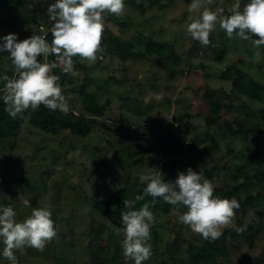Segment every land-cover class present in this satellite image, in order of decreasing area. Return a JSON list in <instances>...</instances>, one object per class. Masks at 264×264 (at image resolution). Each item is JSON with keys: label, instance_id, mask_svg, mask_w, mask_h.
I'll return each instance as SVG.
<instances>
[{"label": "rangeland", "instance_id": "obj_1", "mask_svg": "<svg viewBox=\"0 0 264 264\" xmlns=\"http://www.w3.org/2000/svg\"><path fill=\"white\" fill-rule=\"evenodd\" d=\"M133 2L142 6L144 13L130 7L129 0H125V9L119 16L104 14V30H109L130 42L134 51L140 49V42L158 41L173 44L179 58L176 68L182 71L174 73L170 77L168 72L157 64L155 67L153 63L150 64V60L144 61L135 57H127L122 60L115 55L104 56L98 53L94 62L78 58L80 63L88 67L86 74L89 81L86 90L95 92L99 103L110 98V109L113 112L108 114L109 117H104L107 119V125L114 128L120 116H125L129 124L143 125L148 122V118L168 123L173 120L174 116L184 113L192 117L191 122L195 131L202 132L205 129L204 121L208 111V106L205 105L203 99L205 91L206 89H220L230 94L232 100L231 109L222 108L220 121L230 122L235 117L243 119L248 114L251 124H258L262 133L260 140L263 143L264 111L260 110V104L243 96L234 95L231 92V83L222 80L219 72L228 65H238L248 76L264 85V45L258 48L254 47L251 39L245 40L235 35L229 39L217 25L210 35V40L227 45L224 59L221 62H212L203 57L188 58L186 52L190 46V41L186 34V25L189 22V16L198 15V11L189 13L186 4L179 0H133ZM233 2L234 0H213L210 8L219 7L226 10ZM43 3L44 0H28L29 7H33L39 13L42 12ZM161 4H167V7L161 10L158 7ZM5 14V7L0 4V36L10 33L8 24L5 22ZM40 19L43 22L40 31L46 30L48 24L45 17L41 15ZM119 21L126 22L125 26H121ZM18 30L19 27H16L13 33L18 35V39H23L26 36L24 35L25 32ZM161 57L165 58L164 56ZM187 60L194 67H189L186 63ZM8 61L7 53L0 54V73L9 68ZM202 66H205V69H202ZM74 68L76 69L75 74H66L59 67L57 70L65 78L61 87L63 94L65 93L69 109L75 108L74 111L78 112L80 100L77 96L66 94L67 90L77 87L83 77L80 68L77 66ZM105 78L110 85H107L104 80L103 84L100 83L99 79ZM106 85L107 87H105ZM125 103L132 109L125 108ZM142 112L148 114L147 119L140 115ZM213 128L215 126L209 131L214 138L220 141L221 151L226 155L221 159V166L229 162L238 163L240 160L235 155L236 152L243 150L248 153L250 150L248 143L232 141L229 144L233 148V153L228 154L224 140L213 131ZM32 130L28 128L26 120L16 138L0 140V204H11L18 214L17 219H23L29 215L33 207L45 206L50 208L51 219L56 228V236L46 243L43 250L31 247L14 250L18 264H71L73 262L75 264H89L88 238L83 233L87 234L90 228L99 231L98 229H101L99 228L100 224H106V222L98 215L89 216L90 206L86 199L97 200L111 194L113 190L107 185L106 182L108 181L114 184L115 189L123 188L122 179L137 173L139 167L132 166L128 162L123 144L126 140L120 143L115 137L100 136L96 138L95 143H82L68 131L50 135L48 133H35L34 128ZM36 131L40 132L39 130ZM119 131L126 136L131 134L124 128ZM96 135L94 133L91 136L95 137ZM180 135L185 148H189L192 144L189 141L191 135L185 140L182 138L183 135ZM248 138L250 139V137ZM250 140L253 142V139ZM103 144H107L105 151L102 149ZM201 148L203 150V147ZM88 151H95V155L87 156L86 152ZM114 152L117 154L114 155ZM208 154L209 150H204L203 156H201L203 160ZM123 156L124 158H122ZM154 157L160 159L158 169L155 171L160 173L164 156L151 153L146 156L145 160L148 161ZM167 159L169 158L167 157ZM197 159L198 157L193 156L191 164L194 165L198 161ZM102 160L107 164H103ZM126 162H128L127 166ZM143 168H147L146 162L144 167L140 169L143 170ZM206 171L209 176L215 173L214 168L210 167L206 168ZM218 173L221 179L230 181L229 176L225 174L226 172ZM101 175L108 181L102 182L100 180ZM80 178H82L81 181ZM201 179L203 180V177ZM215 187H217L216 184L213 185V188ZM216 196L237 198L236 193L231 192L230 187H226L223 192L219 191ZM25 200L28 201L27 206L24 204ZM160 200L162 199L153 200V207L157 210L156 214L153 213L154 220H161L166 224L168 235L166 234L159 241L158 251H152V255L145 261V264H190L198 262L202 256L198 246L187 251L181 262H171L167 255H161L164 251L163 242L172 239V225L177 223V217L183 211L175 208L165 213ZM70 217L71 221L64 220ZM233 222L234 219L228 226ZM60 231L66 234L63 239H61ZM72 239L76 244L73 249L67 246L70 245ZM240 245L238 250L233 247L229 250V258L232 264H264V256L262 259L259 258L263 251L264 231L254 242L252 248H249L248 244ZM117 252L121 264H132L131 260H125L121 244L118 245ZM113 253L114 248L109 247L106 257ZM247 255L250 256L249 262L242 261L241 259ZM0 264H9V262L0 257Z\"/></svg>", "mask_w": 264, "mask_h": 264}, {"label": "trees", "instance_id": "obj_2", "mask_svg": "<svg viewBox=\"0 0 264 264\" xmlns=\"http://www.w3.org/2000/svg\"><path fill=\"white\" fill-rule=\"evenodd\" d=\"M179 1L184 2L186 7L190 3V0ZM52 2L53 0H44L42 12L39 13L33 7H29L28 0H0V4L6 10L4 18L8 24L9 32L13 33V30L19 27V32H25L24 35L26 36L24 38L31 34L42 35L50 43L52 37L48 29L51 26V22L48 19L47 8ZM129 2L130 7L144 13L142 6L136 5L133 0H129ZM208 6L210 7V5ZM158 7L164 10L167 4H161ZM41 15L45 17L48 24V26L46 25L47 29L43 31H40V28L43 26V22L40 19ZM119 24L125 26L126 22L119 21ZM189 41L190 46L186 52L188 58L196 56L199 58L203 57L212 62H221L225 57L227 45L222 42L215 43L210 40L209 45L201 46L197 41H193L190 36ZM139 46L140 49L138 48L134 51L130 42L120 38L109 30H104L101 38V48L98 53L104 56L115 55L122 60L127 57H135L144 61L147 59L155 67L157 64L160 68L166 70L170 77L174 73L182 71L176 68L179 58L173 44L148 41L140 42ZM39 59L41 62H44L45 60H52L54 57H39ZM73 61L74 66L80 68L83 77L79 81V85L71 90H67L66 94L78 97L80 100V110L76 112L74 111L75 108L69 109V112L65 114L59 110H49L40 105L37 109H26L23 117L13 118L4 111L3 102L0 101V140L16 138L26 120L28 128L31 130L34 128L35 133L55 135L61 131H68L73 137L81 140L82 143H95L96 138L100 136L115 137L120 143L126 140L123 143L125 145V154L132 166L139 167L137 173L130 175L126 179H122L124 187L121 189H115L114 184L101 175L100 180L104 183L108 181L106 183L109 188H112L113 192L102 199H86L90 206L89 216L94 217V215H98L106 222V224H100L99 228L101 229H98L99 231L90 228L87 234L83 233L88 238L89 264H121L118 259L117 248L122 240V233L118 232V229L122 228L120 214L127 210L123 206V200H134L136 195L142 193L145 183L140 182L139 174L141 172H146L148 169L154 170V172L157 171L160 159L154 157L148 161L145 160L146 156H149L151 153L164 156L160 172L161 179L174 182L177 170L185 171L189 166L194 171L201 169L203 171V179H208L212 185L216 184L217 187L213 188L214 195H217L219 191L223 192L226 190V187H230L231 192L236 193V200L240 204V207L234 210L233 224L225 226L222 229L221 235L215 240L201 238L199 234L193 233L189 227L183 226L177 217V223H174L171 228L172 239L163 242L164 251L161 254L162 256L164 254L167 255L171 262H181L185 258L187 251L195 249L198 246L201 249L202 256L198 262L190 264H232L229 258V250L232 247L238 250L241 246L240 244H248L249 248H252L254 242L264 231V141L262 143L260 140L262 133L258 124H251L252 122L249 121L250 116L248 114L243 119L235 117L230 122L220 121L222 108L231 109L232 107L231 95L220 89H206L203 99L205 105L208 106V111L205 115V129L202 132L195 131L194 125L191 122L192 117L184 113L174 116L173 120L168 123L148 118V122L143 125L137 123L129 124L125 116H120L117 119L116 126L111 128L106 123L107 119L104 118L113 112L110 109V98L103 103H99L96 93L86 90L89 81V77L86 74L88 67L80 63L78 57H73ZM8 62L9 68L0 74H6L12 78L14 70L10 60ZM186 63L189 67H194L190 64L189 60ZM201 68L205 69V66ZM53 72L59 76L58 83L63 84L65 81L64 76L58 72L57 68ZM219 75L222 80L231 83V92L234 95L243 96L260 104V110L264 111V85L260 81L248 76L238 65H228L219 72ZM103 80L107 85L109 84L106 78L99 79L101 84H103ZM3 83V81H0V87H3ZM126 104L124 105L125 108L132 109V107L126 106ZM140 115L146 119L148 117L146 112H142ZM213 126H215L213 131L224 140V146L227 148L228 154L233 153V148L229 142L241 141L248 143V147H250L248 153L243 150L236 152L235 155L240 160L238 163L229 162L224 166L220 165L221 159L226 157V155L221 151L220 141L214 138L209 131ZM121 128L130 131L131 134L126 136L119 131ZM94 133L97 135L92 137L91 135ZM180 134L183 135L182 138L184 140L191 135L189 141L192 144L189 148H185ZM248 137L253 139V142ZM201 147H203V150H201ZM102 149L104 151L107 150V144H103ZM204 150H209V154L205 160L201 157ZM217 152H219L218 156H216ZM115 154L117 153L114 152ZM86 155L91 157L95 155V151H88ZM193 156L198 157V161L194 165L191 164ZM128 162H126V166ZM145 162L147 168L141 170L140 168L144 167ZM102 163L107 164L104 160H102ZM208 167L214 168L215 173L213 175H208L206 171ZM218 172H226L225 174L229 176L230 181L221 179ZM144 203L149 205L153 213L157 211L153 207V199L148 196L143 200L136 201L134 207L139 208ZM160 203H162L165 213L175 208L183 212L186 211L183 206L176 207L162 200H160ZM246 218L248 219L246 220ZM64 220L68 222L72 219L70 217ZM235 226H242L243 230L237 232ZM166 234L168 235L166 224L161 220H154L150 227V239L147 241L152 251H158L157 246L159 241ZM60 235L61 239H63L66 234L61 232ZM70 236L72 237V234ZM75 245V241L72 239L70 245L67 246L73 249ZM109 247L114 248V253L106 257ZM262 256H264V245L259 258L262 259ZM248 259H250L249 255L244 256L241 260L249 262ZM66 261L68 260L66 259Z\"/></svg>", "mask_w": 264, "mask_h": 264}, {"label": "clouds", "instance_id": "obj_3", "mask_svg": "<svg viewBox=\"0 0 264 264\" xmlns=\"http://www.w3.org/2000/svg\"><path fill=\"white\" fill-rule=\"evenodd\" d=\"M213 0H190L186 34L201 46L210 43V33L219 26L224 35L251 39L254 47L264 45V0H234L230 7L210 8ZM125 9V0H53L47 13L51 26L49 43L44 36L31 34L18 39L16 33L0 36V54L7 53L13 66V77L0 74V101L4 111L13 118L23 117L26 109L40 105L49 110L67 114L69 106L62 92L59 76L53 70L60 68L66 74H75L73 57L94 62L101 48L105 26V13L119 16ZM54 59L41 62L39 57ZM203 171H194L189 166L177 170L175 181L161 179L159 172L148 169L139 174L145 183L142 193L134 200H123L126 211L121 212V249L125 260L143 264L152 255L150 227L154 214L147 203L135 208L136 201L146 196L153 200L161 198L165 203L185 207L178 216L179 222L205 240H215L222 229L232 222L234 210L240 207L235 197H219L213 194V185L201 179ZM25 206L28 201H24ZM11 204H0V257L9 264H18L14 250L31 247L43 250L46 243L56 236L51 210L48 207H33L29 215L17 219ZM240 232L242 226H235Z\"/></svg>", "mask_w": 264, "mask_h": 264}]
</instances>
